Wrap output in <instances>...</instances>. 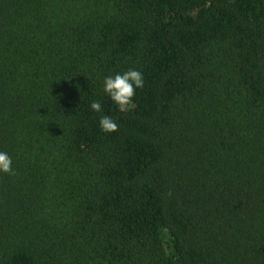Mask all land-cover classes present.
Here are the masks:
<instances>
[{
    "label": "trees",
    "instance_id": "16d2710c",
    "mask_svg": "<svg viewBox=\"0 0 264 264\" xmlns=\"http://www.w3.org/2000/svg\"><path fill=\"white\" fill-rule=\"evenodd\" d=\"M0 150V264H264V0H0Z\"/></svg>",
    "mask_w": 264,
    "mask_h": 264
},
{
    "label": "clouds",
    "instance_id": "9594fccd",
    "mask_svg": "<svg viewBox=\"0 0 264 264\" xmlns=\"http://www.w3.org/2000/svg\"><path fill=\"white\" fill-rule=\"evenodd\" d=\"M144 74L137 69L107 74L102 79V91L112 104L120 110H128L133 106L136 91L144 87ZM89 109L98 113V128L103 133H113L118 130L116 120L104 114V107L100 100H92ZM13 158L8 152L0 150V174H14Z\"/></svg>",
    "mask_w": 264,
    "mask_h": 264
}]
</instances>
